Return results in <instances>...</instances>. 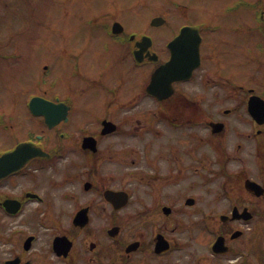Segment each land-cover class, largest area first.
<instances>
[{"label":"flooded vegetation","instance_id":"1","mask_svg":"<svg viewBox=\"0 0 264 264\" xmlns=\"http://www.w3.org/2000/svg\"><path fill=\"white\" fill-rule=\"evenodd\" d=\"M214 1L217 15L231 17L229 26L197 8L205 2L173 0L177 12L205 17L178 23L169 39L152 28L169 25L161 13L143 31L127 26L124 8L86 18L93 32L77 37L80 60L91 46L112 53L106 72L116 63L119 80L102 85L110 94L103 115L72 96L60 100L70 106V120L74 112L87 118L72 132L63 130L62 140H48L54 155L42 159H61L64 180L77 186L72 193L53 195L55 204L46 201L47 181L35 178L47 167L40 159L0 181V264H264V92L222 69L225 60L264 70V0ZM244 7L257 23L245 22ZM158 17L163 24L154 26ZM186 27L200 55L191 78L175 82L174 93L161 100L148 95L146 83L135 88L132 69L152 65L154 72L168 62L169 43ZM96 38L103 42L92 43ZM75 75L96 85L81 66ZM149 99L154 109L147 112ZM105 120L118 125L123 143L105 140L111 136L102 133ZM34 205L63 212L40 243L34 222L16 219ZM15 209L13 216L6 211ZM79 213L87 217L85 226V219L75 220ZM15 223L29 229L7 242L4 229Z\"/></svg>","mask_w":264,"mask_h":264},{"label":"rangeland","instance_id":"2","mask_svg":"<svg viewBox=\"0 0 264 264\" xmlns=\"http://www.w3.org/2000/svg\"><path fill=\"white\" fill-rule=\"evenodd\" d=\"M172 1L17 0L12 6L5 3L4 10L0 13V38H3V43L7 48L12 45L20 48L19 59L13 58L11 61L7 58L17 51L5 47L0 48V56L5 58L0 59V147H13L27 137L30 131L33 130L37 133L42 131L44 126L41 119L32 116L27 111L28 93H43L49 90L51 93L61 94L64 98L72 95L82 105L92 108L95 114L103 115L107 112L103 103L110 97V94L108 95L103 90L102 85L109 82L117 84L120 68L112 62L108 65L109 72H106L107 60H113L114 57L112 53L106 54L96 46H91L89 52L84 51L80 60L77 37L83 36V34L86 36L87 32H93L86 24L87 17H90L93 12H103L105 10L118 15L119 8H124L125 11L127 10L124 16L127 26L143 31L142 29L146 28L147 25L152 27L150 21L153 14L161 13L169 18V25L152 28L155 33L164 34V37L169 39L174 35L178 23L192 22L205 17L203 14L193 13L192 11L177 12ZM175 1L190 4L189 0ZM198 2H205V8L197 7L196 3ZM196 3L193 7L203 10L212 19V22H224L223 24L226 27L232 22L231 17L223 18L215 13L219 1L196 0ZM242 11L245 22L248 24L257 23L249 10L244 7ZM99 42L103 41L96 38L94 43ZM66 44L68 45L66 46ZM241 58L242 54H240ZM80 66L84 73L95 79L96 85L84 81L74 74ZM45 69L49 70L46 75L48 85L44 81L38 84L44 78ZM153 69L154 66L152 65L143 67V71L132 69L131 79L135 84V88L139 89L151 77ZM222 69L224 74L232 76L234 80L244 81L246 86H255L259 92H264V70L257 64L233 67L223 60ZM192 86L191 83H188L186 89L191 91L194 88ZM83 89L85 92L80 95L79 92ZM153 108L154 105H150L147 112ZM83 121L82 118L73 119L72 123L68 125V129H73ZM110 138L108 142L117 145L121 144L120 141H125L118 135ZM60 167L56 164L44 172L47 173L50 179L46 189L48 194L52 192L61 194L56 191L57 188H54L60 186L59 184L63 181V176L58 174V172H61ZM41 175L42 173H38V176L41 177ZM181 184L183 185V180ZM31 214H35L36 218L41 220L49 219L50 212L42 217L43 215H40L38 211H26L19 219H30ZM15 228L17 226L13 225L10 228L6 227L4 230L7 242L10 241V237L15 231L26 229ZM48 231L51 230L45 227L38 229V235L42 237L39 243L44 241L43 235ZM9 246V244L5 245V254L9 252Z\"/></svg>","mask_w":264,"mask_h":264},{"label":"water","instance_id":"3","mask_svg":"<svg viewBox=\"0 0 264 264\" xmlns=\"http://www.w3.org/2000/svg\"><path fill=\"white\" fill-rule=\"evenodd\" d=\"M175 68V63L171 62L168 67H166L162 72H158L153 76V81L148 89L150 93H153L160 97V92L158 91L157 83H162L166 81L167 74H172ZM169 70V71H168ZM167 82V81H166ZM169 86V84H168ZM165 86H163L164 88ZM31 106L39 114L46 116L47 122L54 125L58 122L56 117H58L57 109L59 106H56L50 102H47L42 99H35ZM42 153L39 149L35 148L33 145H22L17 148L11 154H6L0 158V179L14 172L19 171L28 161L36 156H40Z\"/></svg>","mask_w":264,"mask_h":264}]
</instances>
